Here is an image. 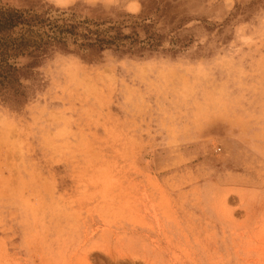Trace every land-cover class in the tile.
<instances>
[{
    "label": "rangeland",
    "instance_id": "1",
    "mask_svg": "<svg viewBox=\"0 0 264 264\" xmlns=\"http://www.w3.org/2000/svg\"><path fill=\"white\" fill-rule=\"evenodd\" d=\"M0 9V264H264V0Z\"/></svg>",
    "mask_w": 264,
    "mask_h": 264
},
{
    "label": "trees",
    "instance_id": "2",
    "mask_svg": "<svg viewBox=\"0 0 264 264\" xmlns=\"http://www.w3.org/2000/svg\"><path fill=\"white\" fill-rule=\"evenodd\" d=\"M23 14L17 10L0 9V78L8 79L9 68L4 67L11 57L30 55L40 51L42 43L24 37H14V30L21 25H26ZM28 25V24H27ZM5 68V69H4Z\"/></svg>",
    "mask_w": 264,
    "mask_h": 264
}]
</instances>
